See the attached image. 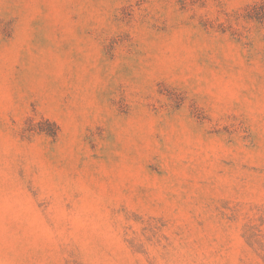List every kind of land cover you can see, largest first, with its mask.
I'll return each mask as SVG.
<instances>
[{"label":"clouds","instance_id":"obj_1","mask_svg":"<svg viewBox=\"0 0 264 264\" xmlns=\"http://www.w3.org/2000/svg\"><path fill=\"white\" fill-rule=\"evenodd\" d=\"M0 264H264V0H0Z\"/></svg>","mask_w":264,"mask_h":264}]
</instances>
